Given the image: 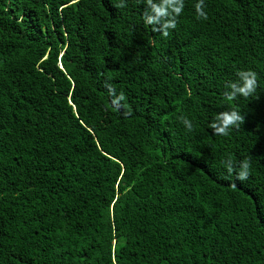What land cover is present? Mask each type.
Segmentation results:
<instances>
[{"label":"trees","instance_id":"trees-1","mask_svg":"<svg viewBox=\"0 0 264 264\" xmlns=\"http://www.w3.org/2000/svg\"><path fill=\"white\" fill-rule=\"evenodd\" d=\"M197 2L164 35L145 0H0V264H264V0Z\"/></svg>","mask_w":264,"mask_h":264},{"label":"clouds","instance_id":"clouds-1","mask_svg":"<svg viewBox=\"0 0 264 264\" xmlns=\"http://www.w3.org/2000/svg\"><path fill=\"white\" fill-rule=\"evenodd\" d=\"M147 10L144 13V21L148 24L158 25V29L164 35L168 34V30L176 27V17L182 12L183 0H145ZM123 0H121V5ZM204 0H198L195 5V12L198 16H205ZM257 88L256 73L252 70H239L236 79L230 80L225 85V94L229 99L237 97H248L255 93ZM123 99V95L119 97ZM244 119L243 115L236 109H229L217 113L210 123L209 127L212 131L219 135H228L233 127H239L240 122ZM184 125L192 128L189 119H183ZM228 173L235 170V179L243 181L248 178L250 171V162L245 159L234 165L231 159L222 162Z\"/></svg>","mask_w":264,"mask_h":264}]
</instances>
